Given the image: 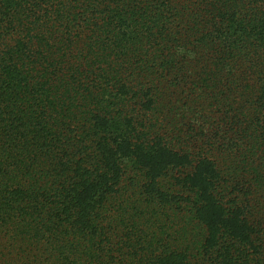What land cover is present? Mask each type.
Segmentation results:
<instances>
[{"label":"trees","instance_id":"trees-1","mask_svg":"<svg viewBox=\"0 0 264 264\" xmlns=\"http://www.w3.org/2000/svg\"><path fill=\"white\" fill-rule=\"evenodd\" d=\"M0 264H264V0H0Z\"/></svg>","mask_w":264,"mask_h":264}]
</instances>
